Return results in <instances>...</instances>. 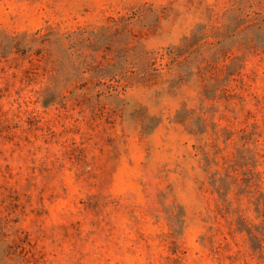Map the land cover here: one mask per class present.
I'll list each match as a JSON object with an SVG mask.
<instances>
[{"label":"rangeland","instance_id":"374dc122","mask_svg":"<svg viewBox=\"0 0 264 264\" xmlns=\"http://www.w3.org/2000/svg\"><path fill=\"white\" fill-rule=\"evenodd\" d=\"M0 264H264V0H0Z\"/></svg>","mask_w":264,"mask_h":264}]
</instances>
